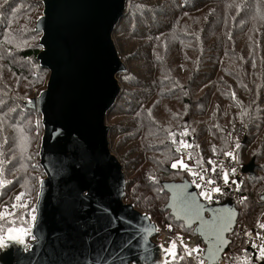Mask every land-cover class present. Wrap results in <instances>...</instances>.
Returning a JSON list of instances; mask_svg holds the SVG:
<instances>
[{
	"label": "trees",
	"instance_id": "1",
	"mask_svg": "<svg viewBox=\"0 0 264 264\" xmlns=\"http://www.w3.org/2000/svg\"><path fill=\"white\" fill-rule=\"evenodd\" d=\"M41 9V0H0V236L31 226L44 176L40 116L25 106L48 77L36 60ZM113 34L126 70L106 120L125 201L159 226L193 235L165 208L162 182L185 177L171 166L176 160L201 165L221 156L229 128L240 124L239 160L253 157L256 169L243 176L238 223H253L264 213V0H128ZM229 236L222 264L264 261ZM174 253L167 264H192Z\"/></svg>",
	"mask_w": 264,
	"mask_h": 264
},
{
	"label": "water",
	"instance_id": "2",
	"mask_svg": "<svg viewBox=\"0 0 264 264\" xmlns=\"http://www.w3.org/2000/svg\"><path fill=\"white\" fill-rule=\"evenodd\" d=\"M127 1L41 0L36 60L48 77L25 106L41 116L44 176L33 223L23 243L4 239L0 264H167L169 249L174 252L153 239L158 224L150 215L125 201V173L108 138L106 118L121 90L118 74L126 70L113 33ZM255 169L254 158L242 166L249 176ZM162 186L174 221L204 244L202 258L220 262L237 206L231 199L208 204L187 179Z\"/></svg>",
	"mask_w": 264,
	"mask_h": 264
},
{
	"label": "built area",
	"instance_id": "3",
	"mask_svg": "<svg viewBox=\"0 0 264 264\" xmlns=\"http://www.w3.org/2000/svg\"><path fill=\"white\" fill-rule=\"evenodd\" d=\"M240 133L242 134L240 135ZM244 133L243 126L238 124L232 126L227 133L228 148L222 156L208 159L201 165H192L183 161L187 167H181L178 164L175 168L187 176L201 199L207 200L209 203L231 199L235 205L241 202L243 195L239 192V187L242 181V163L239 161L237 144ZM225 173H227L228 182L224 180ZM200 177H203V179ZM208 181H212V183H208ZM213 188H219L220 191L211 192ZM201 192H211V198H205L201 195ZM260 224H264V213L260 214L253 223H238L234 232L236 241L250 247L258 254L260 247H264V228H261ZM158 240L160 243L169 246L174 243L175 246L180 248L187 261H193V264H206L201 259L204 247L196 236H183L173 226L165 225L159 227ZM192 249H197V251H191ZM222 263L223 261L218 264Z\"/></svg>",
	"mask_w": 264,
	"mask_h": 264
},
{
	"label": "snow or ice",
	"instance_id": "4",
	"mask_svg": "<svg viewBox=\"0 0 264 264\" xmlns=\"http://www.w3.org/2000/svg\"><path fill=\"white\" fill-rule=\"evenodd\" d=\"M185 135H186V133H185ZM181 146L184 147V148H188L191 145H189L187 143H184V142H181ZM179 150L180 149L178 148L177 151H179ZM209 163H211V161H209ZM178 164L181 167H187V165H185L182 160L172 163L171 166L173 168H176L178 166ZM200 178L203 179V177H200ZM224 180H225V182H228L227 173H225V175H224ZM2 183L3 182L0 181V184H2ZM208 183H212V181H208ZM219 191H220L219 188H213V189H211V192H219ZM211 192H208V193L201 192V195L202 196H205V198H209L210 199L211 198ZM20 198H21L20 196H17L16 197L17 200H20ZM33 219H34V217H33ZM260 227L261 228H264V224H260ZM24 233H25V230H23V229H9L6 237H0V246H3V242H4V239L5 238L6 239H9V240H16V241H19V242L23 243V240L21 239V237H22V235ZM174 247H175V244L173 243V248ZM191 251H197V249H192ZM169 252H171L173 256L175 255V253L172 252L171 249H169ZM259 258H264V247H260V249H259Z\"/></svg>",
	"mask_w": 264,
	"mask_h": 264
},
{
	"label": "rangeland",
	"instance_id": "5",
	"mask_svg": "<svg viewBox=\"0 0 264 264\" xmlns=\"http://www.w3.org/2000/svg\"><path fill=\"white\" fill-rule=\"evenodd\" d=\"M42 10V9H41ZM172 66L173 67H175L176 69H178L177 67H178V59H177V57H175L174 58V60L172 61ZM178 74H179V76L181 75V73L178 71ZM40 116V115H39ZM38 116V117H39ZM40 118H41V116L39 117V121H40ZM107 119V118H106ZM116 119V117H112V120L114 121ZM117 119H119V118H117ZM106 122H107V120H106ZM108 124V123H107ZM242 133H240V135H241ZM110 143V142H109ZM111 146V145H110ZM253 158V157H252ZM252 158H250L248 161H247V159L245 158L244 160H245V163H247V162H249ZM256 163V162H255ZM218 263H220V262H217V263H215V264H218Z\"/></svg>",
	"mask_w": 264,
	"mask_h": 264
}]
</instances>
